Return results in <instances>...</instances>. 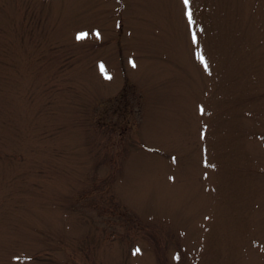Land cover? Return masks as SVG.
I'll return each instance as SVG.
<instances>
[{
    "label": "rangeland",
    "instance_id": "obj_1",
    "mask_svg": "<svg viewBox=\"0 0 264 264\" xmlns=\"http://www.w3.org/2000/svg\"><path fill=\"white\" fill-rule=\"evenodd\" d=\"M0 264H264V0H0Z\"/></svg>",
    "mask_w": 264,
    "mask_h": 264
},
{
    "label": "snow or ice",
    "instance_id": "obj_2",
    "mask_svg": "<svg viewBox=\"0 0 264 264\" xmlns=\"http://www.w3.org/2000/svg\"><path fill=\"white\" fill-rule=\"evenodd\" d=\"M185 3H190V0H185ZM189 16L191 17V10H189ZM97 34L99 35V32ZM85 35H87L86 32H81L78 34V37H83ZM201 59H204V57L201 56ZM136 251H140V249L137 247Z\"/></svg>",
    "mask_w": 264,
    "mask_h": 264
}]
</instances>
